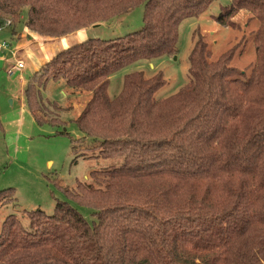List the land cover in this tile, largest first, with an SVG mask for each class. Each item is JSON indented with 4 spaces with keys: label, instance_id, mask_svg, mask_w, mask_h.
<instances>
[{
    "label": "trees",
    "instance_id": "trees-1",
    "mask_svg": "<svg viewBox=\"0 0 264 264\" xmlns=\"http://www.w3.org/2000/svg\"><path fill=\"white\" fill-rule=\"evenodd\" d=\"M214 0H0V27L23 21L40 37L62 38L108 23L144 5V26L126 36L88 39L59 52L28 82L25 104L39 124L42 89L63 82L91 98L74 120L100 143L99 157L119 167L92 172L94 183L66 193L93 210L90 223L69 202L54 212L6 217L0 264H264V0H231L214 19L236 27L240 12L260 25L256 62L247 76L231 65L237 46L212 61L199 29L189 55L188 83L157 99L159 71L124 77L109 95L111 77L134 62L175 56L179 27L206 13ZM39 77V78H38ZM1 119H0V129ZM67 135L65 132L60 133ZM12 189L0 205L14 202Z\"/></svg>",
    "mask_w": 264,
    "mask_h": 264
},
{
    "label": "rangeland",
    "instance_id": "rangeland-1",
    "mask_svg": "<svg viewBox=\"0 0 264 264\" xmlns=\"http://www.w3.org/2000/svg\"><path fill=\"white\" fill-rule=\"evenodd\" d=\"M230 3L231 0H214L208 11L199 18L184 21L179 27L178 52L175 56L152 62H134L114 74L110 81L109 95L116 97L122 90L124 77L137 71L144 72L147 78L159 71L164 74L167 84L156 94L157 99L176 94L189 81V55L194 45L193 36L198 29L213 53L212 61L237 46L231 65L249 76L250 67L256 62L254 33L260 23L251 20L252 14L242 11L233 18L236 27L222 26L214 17L219 16L222 8ZM22 18L23 21L17 24L18 35L25 30L27 10ZM143 19L144 5H140L120 18L87 29L86 40H110L126 36L141 30ZM12 31L9 25L0 27V45L12 43L15 46L17 40ZM20 56L27 69L14 77L8 76L7 69L15 64L8 65L7 56V62H0V193L12 189L16 195L14 202L0 205V231L7 216L18 215L23 224L28 225L25 212L42 209L52 214L57 201L69 202L92 223L93 210L77 203L66 190L77 189L79 183H94L92 172L119 167L122 158L99 157V141L87 138L74 122L91 95L74 94L61 81L50 80L42 89L47 110L43 116L61 119L66 126L39 124L29 110L23 108L20 100L23 85L19 79L24 77L29 80L35 62L26 55ZM63 132L67 135L60 134Z\"/></svg>",
    "mask_w": 264,
    "mask_h": 264
},
{
    "label": "crops",
    "instance_id": "crops-1",
    "mask_svg": "<svg viewBox=\"0 0 264 264\" xmlns=\"http://www.w3.org/2000/svg\"><path fill=\"white\" fill-rule=\"evenodd\" d=\"M100 25L101 24L96 26ZM87 29L89 28L77 31L62 38L40 37L39 35L27 30L26 28L19 35L18 32L14 33L17 43L15 44V46L11 43L9 44L8 50H3V53H1L2 60L0 62H7L9 60V62L7 63L8 65H11L12 63L16 64L17 60H22L20 55H26L28 59L32 58L34 60V72L28 78L29 80H26L24 77H20L19 79L20 83L23 85V95L20 100L22 101V106L24 109L27 108L24 96L26 84L36 74V72L41 69V67L48 64L59 52L68 49L70 46L76 43H82L83 41H85L88 37ZM6 56L8 58L7 61ZM26 69L27 66L24 70ZM23 71H21L22 74L24 73ZM17 97L18 96H16V98Z\"/></svg>",
    "mask_w": 264,
    "mask_h": 264
},
{
    "label": "built area",
    "instance_id": "built-area-1",
    "mask_svg": "<svg viewBox=\"0 0 264 264\" xmlns=\"http://www.w3.org/2000/svg\"><path fill=\"white\" fill-rule=\"evenodd\" d=\"M6 25H9L11 26V23L8 22ZM9 49V45L3 43L0 45V61L2 60V56H1V53L3 52V50H8ZM26 65L23 61L21 60H17L15 66H13L12 68H10L8 71H7V74L9 77H13L15 76L18 72H21L25 69Z\"/></svg>",
    "mask_w": 264,
    "mask_h": 264
}]
</instances>
